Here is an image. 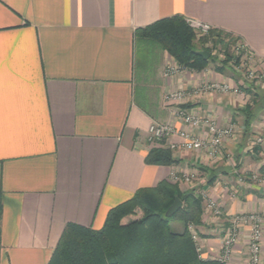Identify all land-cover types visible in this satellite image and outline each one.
Instances as JSON below:
<instances>
[{
    "label": "crops",
    "instance_id": "0c3cea01",
    "mask_svg": "<svg viewBox=\"0 0 264 264\" xmlns=\"http://www.w3.org/2000/svg\"><path fill=\"white\" fill-rule=\"evenodd\" d=\"M173 17L237 39L252 56L256 79L213 65L165 77L166 58L177 63L168 55L153 63L152 44L136 32ZM209 85L238 93L199 91ZM173 92L184 93V101L163 103ZM262 93L264 0H0V264H48L66 224L99 230L110 209L140 189L170 182L171 173L196 175L178 188L203 197L194 227L200 257L217 261L230 220L264 210L263 187L250 181L264 175L252 142L264 110L249 127L243 115L253 94ZM177 110L220 128L233 125L236 133L215 160L182 150L177 136L149 143L152 123L191 130ZM156 148H168L178 163L146 164ZM207 200L218 216L206 209ZM262 233L260 264L264 226ZM248 240L242 228L226 264H248Z\"/></svg>",
    "mask_w": 264,
    "mask_h": 264
},
{
    "label": "trees",
    "instance_id": "16d2710c",
    "mask_svg": "<svg viewBox=\"0 0 264 264\" xmlns=\"http://www.w3.org/2000/svg\"><path fill=\"white\" fill-rule=\"evenodd\" d=\"M136 37L154 43L180 68L189 71H202L213 65L214 71L223 72L230 63L239 65L242 57L234 54L232 47L237 39L231 35L211 30L207 36L197 38L180 17L160 20L137 31ZM216 49L223 57L218 64V57L212 56ZM205 51L209 53L207 60L197 55ZM262 110L264 94H253L243 110L246 127ZM145 163L168 167L178 162L169 149L156 148L149 151ZM175 198L182 208L165 218ZM202 204L199 192H182L171 182L140 189L129 200L110 209L99 230L66 224L48 264H222L202 260L187 232L189 224H201ZM136 210L141 216L130 220ZM172 222L181 223L182 231H173Z\"/></svg>",
    "mask_w": 264,
    "mask_h": 264
},
{
    "label": "built area",
    "instance_id": "2783aa9c",
    "mask_svg": "<svg viewBox=\"0 0 264 264\" xmlns=\"http://www.w3.org/2000/svg\"><path fill=\"white\" fill-rule=\"evenodd\" d=\"M186 24L191 30H193L199 37H205L212 30L207 24H203L196 20H186ZM244 51L242 61L237 65V71L243 73L242 69L248 66L252 62V56L248 54L244 46L238 42L233 51ZM247 52V53H245ZM183 70L178 65L168 66L164 72L165 77H172L177 74L178 71ZM245 77L248 80H255L256 74L250 66L247 67ZM199 91L207 92L214 91L219 93H238L237 89H231L226 85H209L203 86ZM186 95L182 92H173L166 94L163 97V103L166 104H180L184 101ZM175 117L181 121V123L191 129L190 131L181 130L176 132L169 124L152 123L147 130V141L151 144L165 142L172 136H177L180 140V148L186 152L204 153L207 159L215 160L222 148V144L225 140L232 138L236 133V128L233 125H229L224 128H220L214 120L202 117L200 114L186 111L177 110L174 113ZM203 132L204 138L195 136L192 132ZM253 145L258 147L261 152L263 165H264V125L259 126L253 137ZM174 147H169L173 149ZM231 163V161L229 160ZM170 180L173 183L182 185L190 184L195 180V174L191 173H171ZM244 179L239 178L238 183H242ZM250 181L263 187L264 190V175L253 174L250 177ZM206 209L215 216L219 215V209L215 203L210 200L206 201ZM264 226V210L261 213H249L232 218L229 222V226L226 230L224 238L220 242L221 253L218 258V262L226 264L232 255L233 247L239 237L240 230L247 228L249 231V240L247 247L248 264H260L261 255V243L262 232ZM187 232L190 235L192 242L195 244L196 251L200 257V249L198 246V236L195 232V228L189 224L187 226ZM201 258V257H200Z\"/></svg>",
    "mask_w": 264,
    "mask_h": 264
},
{
    "label": "rangeland",
    "instance_id": "374dc122",
    "mask_svg": "<svg viewBox=\"0 0 264 264\" xmlns=\"http://www.w3.org/2000/svg\"><path fill=\"white\" fill-rule=\"evenodd\" d=\"M196 34V33H195ZM196 37L197 38H202V37H199L198 35H196ZM235 39V38H234ZM237 43L239 42V41H236ZM236 42H233L234 43V45H233V47H232V50L234 49V47L236 46ZM141 43H139V45L137 46V57H138V62L141 64V56L144 54L143 53V49H142V47H141V45H140ZM152 44V47H153V49L152 50H154L153 52H156V53H153L152 54V52H150L149 54H151V59H152V61H153V63H156L157 64V62H158V60L160 59L159 57L161 56V57H164L165 58V56H167V54L165 53V52H162V51H160V49L161 48H159L158 46H156L154 43H151ZM208 46V45H207ZM213 53H212V56H217L218 58H217V63L216 64H218L221 60H223V57L221 56V54H218L217 53V49L215 50V51H212ZM234 52V54L236 55V54H242V57H243V55H244V51H242V50H240L239 52H235V51H233ZM245 53H247V52H245ZM249 54V53H248ZM251 56V55H250ZM242 59V58H241ZM240 59V61H242ZM253 60V59H252ZM137 62V63H138ZM140 64H138V68H140ZM166 65H165V67H164V69H163V73L167 70V68H168V66H171V65H173V61H171V59H169V58H166V63H165ZM232 65H233V67H232ZM248 66H249V64H248ZM247 65H246V67L245 68H243L242 69V71H243V73H240V72H238L237 71V65H234L233 63H230L229 65H228V67H226V69L227 70H231V72L232 71H235V72H237L239 75L240 74H243L244 76H245V74H246V71H247V67H248ZM263 94V93H262ZM168 149V148H167ZM195 177H196V175H195ZM170 182L172 183V184H176V183H173L171 180H170ZM186 184V183H185ZM177 186H180L179 184H176ZM202 200H203V197H202ZM141 216V213H140V211H138V210H136L135 211V213H134V216H132V217H130L129 219L131 220V219H135V218H139ZM192 225V224H191ZM193 227H195L194 225H192ZM170 228L173 230V231H177L178 229L180 230V229H182V224L181 223H179V222H172V223H170ZM190 236V235H189Z\"/></svg>",
    "mask_w": 264,
    "mask_h": 264
},
{
    "label": "water",
    "instance_id": "95a60500",
    "mask_svg": "<svg viewBox=\"0 0 264 264\" xmlns=\"http://www.w3.org/2000/svg\"><path fill=\"white\" fill-rule=\"evenodd\" d=\"M197 55L201 57L203 60H207L209 58L208 52H198ZM182 208V203L179 199L175 198L172 205L167 209L165 212V218H170L172 215H174L177 211H179Z\"/></svg>",
    "mask_w": 264,
    "mask_h": 264
}]
</instances>
